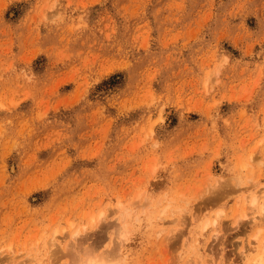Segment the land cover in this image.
Segmentation results:
<instances>
[{"label": "rangeland", "instance_id": "obj_1", "mask_svg": "<svg viewBox=\"0 0 264 264\" xmlns=\"http://www.w3.org/2000/svg\"><path fill=\"white\" fill-rule=\"evenodd\" d=\"M263 203L264 0H0V264H255Z\"/></svg>", "mask_w": 264, "mask_h": 264}, {"label": "bare ground", "instance_id": "obj_2", "mask_svg": "<svg viewBox=\"0 0 264 264\" xmlns=\"http://www.w3.org/2000/svg\"><path fill=\"white\" fill-rule=\"evenodd\" d=\"M246 200V199H245ZM257 200H258V197H253V199L251 200V204H253L254 206H256V204H257ZM248 202V201H247ZM239 203V202H238ZM242 203H243V200H242ZM244 204H245V201H244ZM246 204H248V203H246ZM264 204V203H263ZM239 205V204H238ZM167 207H169V205L167 206ZM243 207H244V205H243ZM262 207V206H261ZM245 208H247V207H245ZM167 209V208H166ZM246 210V209H245ZM263 210V209H262ZM165 212V211H164ZM247 216V213H245V217ZM263 217V216H262ZM261 217V218H262ZM263 219V218H262ZM124 222H125V220H124ZM240 223V222H239ZM123 225V224H122ZM210 225V224H209ZM259 232V231H258ZM56 233V232H55ZM79 233H80V231H79ZM78 233V234H79ZM54 234V233H53ZM81 234V233H80ZM82 235V234H81ZM56 236V235H55ZM80 236V235H79ZM76 237V236H75ZM52 239V238H51ZM74 239V238H73ZM72 239V240H73ZM74 240H76V238L74 239ZM55 241V237H53V239H52V241L51 242H54ZM56 242V241H55ZM122 243H120L119 245H118V249H117V252H120L121 253V251H122V245H121ZM117 245V244H116ZM263 247H261V250H260V254H259V256H257L256 257V259H255V264H264V244L262 245ZM117 247V246H116ZM198 258V257H197ZM196 258V259H197ZM79 260V258H76V260ZM82 260H79L78 262L76 261V263H75V261L73 262V263H75V264H114L113 262H110V260H107V259H104V258H101V257H95V256H89V257H87V258H85V259H83V258H81ZM198 260V259H197ZM201 260V259H200ZM192 261V260H191ZM194 261V260H193ZM196 261V260H195ZM194 261V262H195ZM197 262V261H196ZM195 262V263H196ZM116 264V263H115ZM193 264V263H192ZM200 264H202V262L200 261Z\"/></svg>", "mask_w": 264, "mask_h": 264}]
</instances>
